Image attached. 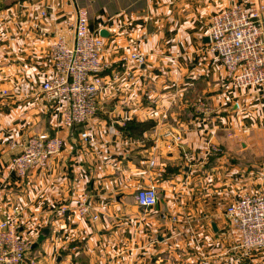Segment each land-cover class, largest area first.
Wrapping results in <instances>:
<instances>
[{"label":"crops","instance_id":"obj_1","mask_svg":"<svg viewBox=\"0 0 264 264\" xmlns=\"http://www.w3.org/2000/svg\"><path fill=\"white\" fill-rule=\"evenodd\" d=\"M245 1L0 0V219L19 211V233L35 242L23 264H264V250L234 249L241 233L225 214L241 195L264 194V89L236 87L208 47L211 16ZM75 2L104 38L106 78L129 53L146 57L103 100L90 142L85 127L61 126L42 92L56 36L74 41ZM56 131L61 153L19 175L25 141ZM149 185L159 200L148 208L136 194Z\"/></svg>","mask_w":264,"mask_h":264},{"label":"built area","instance_id":"obj_2","mask_svg":"<svg viewBox=\"0 0 264 264\" xmlns=\"http://www.w3.org/2000/svg\"><path fill=\"white\" fill-rule=\"evenodd\" d=\"M76 3V2H75ZM76 20L73 23L74 41L56 36L49 53L55 73L42 86L47 100L57 102L61 114V126L72 130L83 126L81 139L90 142L89 125L102 110L103 100L119 89L122 78L133 79V71L146 60L145 55L132 52L124 56L125 70L106 78L102 72L105 41L90 28V13L76 3ZM46 16V11L43 12ZM209 50L215 53L226 68L228 79L238 88L263 87L264 89V3L246 0L230 8L214 13L210 18ZM200 108H206L199 101ZM175 142L182 135L168 133ZM64 138L59 131L30 136L22 150L13 157V166L22 177L34 169H43L63 150ZM223 153L221 146L211 144L210 154ZM186 160L192 161L190 154ZM152 161V165H155ZM136 200L140 206L154 207L159 197L155 185L142 187ZM91 198L85 194L77 211L82 216L91 213ZM66 211V206L61 208ZM226 217L232 227L241 233L234 249L245 253L253 249L264 250V194L246 193L226 204ZM19 211L0 219V264H23L34 250L35 242L19 233ZM94 218H98L97 215Z\"/></svg>","mask_w":264,"mask_h":264},{"label":"water","instance_id":"obj_3","mask_svg":"<svg viewBox=\"0 0 264 264\" xmlns=\"http://www.w3.org/2000/svg\"><path fill=\"white\" fill-rule=\"evenodd\" d=\"M101 35H103V36H107V35H108V31H107V30H105V29H104V30H102V31H101Z\"/></svg>","mask_w":264,"mask_h":264},{"label":"rangeland","instance_id":"obj_4","mask_svg":"<svg viewBox=\"0 0 264 264\" xmlns=\"http://www.w3.org/2000/svg\"><path fill=\"white\" fill-rule=\"evenodd\" d=\"M75 22V21H74ZM72 26H73V24H72ZM74 35V34H73ZM73 43V42H72ZM71 43V44H72ZM105 50V49H104ZM104 52V51H103ZM132 53V52H131ZM130 54V53H129ZM102 74H103V72H102ZM253 250H262V249H253ZM253 250H251V251H253ZM250 252V251H249Z\"/></svg>","mask_w":264,"mask_h":264}]
</instances>
